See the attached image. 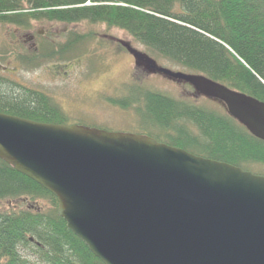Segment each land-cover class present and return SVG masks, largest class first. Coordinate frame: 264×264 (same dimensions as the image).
Returning a JSON list of instances; mask_svg holds the SVG:
<instances>
[{
  "label": "water",
  "instance_id": "water-1",
  "mask_svg": "<svg viewBox=\"0 0 264 264\" xmlns=\"http://www.w3.org/2000/svg\"><path fill=\"white\" fill-rule=\"evenodd\" d=\"M136 66L191 86L264 142V103L201 75ZM0 159L52 194L102 264H264V176L140 135L0 113Z\"/></svg>",
  "mask_w": 264,
  "mask_h": 264
},
{
  "label": "trees",
  "instance_id": "trees-1",
  "mask_svg": "<svg viewBox=\"0 0 264 264\" xmlns=\"http://www.w3.org/2000/svg\"><path fill=\"white\" fill-rule=\"evenodd\" d=\"M42 19L121 30L157 65L204 76L264 103V0H0L1 23L26 27ZM81 38L70 37L20 59L33 63L42 57L62 58L73 40ZM4 80L0 78V113L65 124L66 114L49 96L22 85L5 86ZM128 93L125 99L107 101L125 110L142 108L138 134L264 174V142L232 119L226 108H202L138 85H130ZM19 201L23 209L13 206ZM41 202L47 208L38 206ZM2 203L8 207L0 210V264H102L57 216L55 197L0 159Z\"/></svg>",
  "mask_w": 264,
  "mask_h": 264
},
{
  "label": "rangeland",
  "instance_id": "rangeland-1",
  "mask_svg": "<svg viewBox=\"0 0 264 264\" xmlns=\"http://www.w3.org/2000/svg\"><path fill=\"white\" fill-rule=\"evenodd\" d=\"M22 32H31L39 38L38 49L30 51L21 45L24 42L17 44L24 34ZM54 36L58 38L54 39L55 45L70 37L82 38L79 41L73 40L71 51L62 58L52 60L42 57L33 63L20 59L32 56L35 51L39 55L43 42L48 44ZM117 44L125 50L119 49ZM126 44L138 53L148 54L144 47L135 43L123 31L108 29L102 24L85 21L63 24L42 19L29 21L26 27H17L0 22V66L9 70L10 74L0 73V78H6L7 81L3 82L5 86H12V83L17 87L22 85L49 96L66 114L65 125H82L113 133L138 134V129L142 127L138 125L140 118L137 116L143 112L141 107L137 113L133 105L125 110L107 101L127 98L130 85L224 112L225 106L221 102L198 96L188 84L152 73L145 66H136L132 54L124 46ZM157 63L171 71H181L172 65ZM152 133L161 134L153 130ZM15 205L17 209L24 208L20 201L14 202ZM6 206L7 203H2L0 210ZM38 206L47 208L48 204L41 202Z\"/></svg>",
  "mask_w": 264,
  "mask_h": 264
},
{
  "label": "flooded vegetation",
  "instance_id": "flooded-vegetation-1",
  "mask_svg": "<svg viewBox=\"0 0 264 264\" xmlns=\"http://www.w3.org/2000/svg\"><path fill=\"white\" fill-rule=\"evenodd\" d=\"M21 33V32H20ZM22 33H24V34H22V36H21V38H20V40H19V42L17 43V44H19V43H21V42H24V44L23 43H21V45L23 46V47H25L26 46V50H30V51H32L33 49H38L37 48V41H38V37H36L35 35H33L31 32H22ZM15 35L17 36V32H15ZM42 35V32L41 33H39V36H41ZM13 36H14V34H13ZM56 36H54V37H52L53 38V40L51 39V40H49L47 43L48 44H46V42H43V45L41 46V48H47L49 45H55V40L54 39H56L55 38ZM58 39V38H57ZM17 41H18V39H17ZM39 42V41H38ZM64 41H61V42H59L58 44H61V43H63ZM56 46V45H55ZM64 67V66H63ZM8 71L9 70H7L6 68H3V67H1L0 66V73L2 74V75H10V74H8ZM10 72H12V71H10ZM14 74V73H13ZM3 78H5V77H3ZM6 79V78H5Z\"/></svg>",
  "mask_w": 264,
  "mask_h": 264
}]
</instances>
